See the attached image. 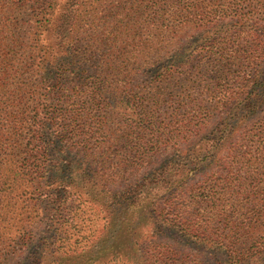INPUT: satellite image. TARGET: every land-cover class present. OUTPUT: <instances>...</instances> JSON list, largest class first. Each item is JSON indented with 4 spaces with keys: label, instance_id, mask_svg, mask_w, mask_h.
Listing matches in <instances>:
<instances>
[{
    "label": "trees",
    "instance_id": "1",
    "mask_svg": "<svg viewBox=\"0 0 264 264\" xmlns=\"http://www.w3.org/2000/svg\"><path fill=\"white\" fill-rule=\"evenodd\" d=\"M163 229L264 264V0H0V264H191Z\"/></svg>",
    "mask_w": 264,
    "mask_h": 264
},
{
    "label": "rangeland",
    "instance_id": "2",
    "mask_svg": "<svg viewBox=\"0 0 264 264\" xmlns=\"http://www.w3.org/2000/svg\"><path fill=\"white\" fill-rule=\"evenodd\" d=\"M249 124H244L243 126L245 128L248 127ZM209 128V125L207 126V129ZM209 130V129H208ZM173 155L171 151H167L166 153L159 154L155 157V159L151 162L149 169L156 168L160 164H162L163 161L167 160V158H170ZM210 168H213V165L210 166ZM144 171H141L143 173ZM209 175V163L205 166L204 169L201 171L195 170V181L197 185H203V181L205 178ZM122 203H118L115 205V207H120ZM42 216L44 217V213H42ZM48 222H44L45 227L48 226ZM151 239L158 242H167L179 249H181V252L185 255H190L194 258V261L191 264H240L235 262L231 256H229V253L226 250L213 248L209 246V244H200L197 242H194L193 240L187 238L183 234L179 233L176 230L173 229H163L155 236H151ZM28 252L23 251L19 258H15L14 262L17 261L18 264H32V260L30 261L29 258H27ZM17 259V260H16Z\"/></svg>",
    "mask_w": 264,
    "mask_h": 264
}]
</instances>
